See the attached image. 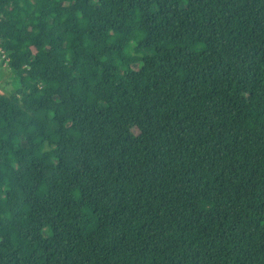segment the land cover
Listing matches in <instances>:
<instances>
[{
	"label": "trees",
	"instance_id": "16d2710c",
	"mask_svg": "<svg viewBox=\"0 0 264 264\" xmlns=\"http://www.w3.org/2000/svg\"><path fill=\"white\" fill-rule=\"evenodd\" d=\"M0 47V264H264V0H0Z\"/></svg>",
	"mask_w": 264,
	"mask_h": 264
},
{
	"label": "rangeland",
	"instance_id": "374dc122",
	"mask_svg": "<svg viewBox=\"0 0 264 264\" xmlns=\"http://www.w3.org/2000/svg\"><path fill=\"white\" fill-rule=\"evenodd\" d=\"M91 25L93 27H97L98 26L97 22L94 19H91ZM10 74H11V71L8 69V67L7 68H1L0 67V81H1L2 85H4L5 82H7L9 80V75ZM94 78H95V80L99 79L98 76L94 77ZM186 90H187V92L189 94H193L196 91V86L194 84H192V83H189V84L186 85ZM75 164H76V166H78L79 165V161L76 160ZM54 180H55L56 183H58V178L57 177H54Z\"/></svg>",
	"mask_w": 264,
	"mask_h": 264
},
{
	"label": "built area",
	"instance_id": "2783aa9c",
	"mask_svg": "<svg viewBox=\"0 0 264 264\" xmlns=\"http://www.w3.org/2000/svg\"><path fill=\"white\" fill-rule=\"evenodd\" d=\"M0 67L1 68H7L8 67V58H6L5 52L0 47ZM1 86V81H0Z\"/></svg>",
	"mask_w": 264,
	"mask_h": 264
}]
</instances>
